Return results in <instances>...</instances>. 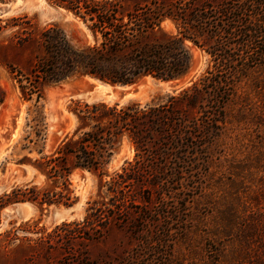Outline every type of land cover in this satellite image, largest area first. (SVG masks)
<instances>
[{
    "label": "trees",
    "instance_id": "1",
    "mask_svg": "<svg viewBox=\"0 0 264 264\" xmlns=\"http://www.w3.org/2000/svg\"><path fill=\"white\" fill-rule=\"evenodd\" d=\"M45 1L81 21L93 42L74 45L59 26L36 28L26 14L0 18V33L11 31L1 47L15 52L4 64L19 98L34 106L22 149L35 151L39 159L18 164H30L44 177L42 187L25 184L0 195V211L17 202L39 209L70 206L77 199L71 175L87 171L98 177L99 191L87 203L83 221L61 223L68 229L66 245L76 238H100L113 224L126 229L137 244L118 264H170L175 244L192 231L194 219L184 198L180 207L170 206L167 199L183 194L184 174L197 169L207 146L229 123L227 108L239 82L264 66V0ZM168 21L174 33L164 27ZM188 44L213 63L197 81L158 103L72 102L73 132L50 154L43 152L46 124L39 103L45 85L86 77L111 85H132L144 77L182 80L192 64ZM25 56L27 74L16 66ZM4 99L0 90V105ZM123 138L134 148V158L109 174L106 167ZM213 230L203 235L210 242L204 250L210 264H224L222 238ZM89 260L82 253L60 264H92ZM233 260L225 264H246Z\"/></svg>",
    "mask_w": 264,
    "mask_h": 264
},
{
    "label": "rangeland",
    "instance_id": "2",
    "mask_svg": "<svg viewBox=\"0 0 264 264\" xmlns=\"http://www.w3.org/2000/svg\"><path fill=\"white\" fill-rule=\"evenodd\" d=\"M14 2L12 11L0 18L26 14L32 18L36 28L55 24L64 30L74 45L92 44L90 32L70 13L54 9L45 0ZM164 27L175 32L169 21ZM10 33V30L0 33V57L4 55L0 58V90L5 94L0 105V183L7 186L5 192L25 184L44 185V177L33 166L18 164L21 159L38 160L39 155L22 149L25 143L23 137L29 130L28 114L34 106L19 98L17 83L4 64L5 61L10 62L5 60L6 57L15 55L12 49L1 47L7 44L6 37ZM188 46L192 64L182 80L161 81L144 77L132 86L118 88L119 85L86 77L45 85L39 103L46 124L43 152L50 154L67 134L73 132L75 117L71 113L72 102L158 103L164 101L167 95L176 94L197 81L208 68H212L213 63L203 50L191 44ZM16 66L27 74L28 57L25 56L20 64L16 62ZM99 89H120V93L131 92L132 95L121 102L107 101L98 93ZM78 93H88V96H75ZM52 114L55 116L53 122L49 120ZM227 119L229 123L218 140L207 146L205 158L199 161L197 169L191 175L184 174L181 179L183 194L173 193L167 199L170 206L180 207L184 198L186 208L194 219L192 231L185 232L182 240L175 244L170 264H210L208 253L204 250L205 244L210 242L203 235L208 231L214 233L213 229H217L218 239L222 238L220 241L226 256L220 259L224 264L225 260L233 259H241L246 264H264V66L254 69L249 77L239 82L235 101L227 108ZM14 121L16 128L13 131ZM133 158L134 148L123 138L106 167L107 173L119 170L125 161H132ZM24 168L27 170L25 176L21 175ZM71 183L77 199L82 198L81 209L75 218L54 221L50 213L54 206L39 209L34 205L33 215L24 220L8 213L7 206L0 211V264H60L71 255L82 253L89 254L92 264H118L120 258L131 256L137 247L136 241L126 229L113 224L100 238H76L66 245L68 229L61 227V223L83 221L87 203L93 201L99 191L98 177L87 171H75L71 175ZM102 192L105 190L102 189Z\"/></svg>",
    "mask_w": 264,
    "mask_h": 264
},
{
    "label": "water",
    "instance_id": "3",
    "mask_svg": "<svg viewBox=\"0 0 264 264\" xmlns=\"http://www.w3.org/2000/svg\"><path fill=\"white\" fill-rule=\"evenodd\" d=\"M14 1L15 0H6L5 2H0V17L4 16V15H6L12 11L13 6L15 5ZM91 79H94V78H91ZM95 80L102 82L98 79H95ZM102 83H105V82H102ZM115 85H121V84H115ZM132 85H134V84H132ZM132 85H121V86H132ZM98 93H100V92L98 91ZM130 94H132V93L131 92L120 93V91H119L117 99L124 100L125 98L129 97ZM100 95H102L103 98H105V99H110L109 97L111 96V93H104V94L102 93ZM75 96H77V97L80 96V97L86 98L88 96V93H78ZM49 120L51 122H53L55 120V116L49 115ZM15 128H16V121H14V123H13V131L15 130ZM11 135H12V132H11L10 136ZM26 173H27V170L24 168L21 175L25 176ZM18 175H20V173ZM6 190H7V186L1 182L0 183V193L5 192ZM19 203H21V205H22L23 203H26V202L13 203L11 206H7L6 208H10L11 209L10 213L13 214L14 216H17V215L23 216L22 215L23 209L21 210V205L19 207L17 206V204H19ZM81 206H82V198H79V199H76V201L73 202L70 206H67V207L54 206V209L62 211L65 214V216L67 217V218H64L63 220H67L69 218H75L78 215V213L81 209ZM50 213L52 216V213H54V211H50Z\"/></svg>",
    "mask_w": 264,
    "mask_h": 264
},
{
    "label": "bare ground",
    "instance_id": "4",
    "mask_svg": "<svg viewBox=\"0 0 264 264\" xmlns=\"http://www.w3.org/2000/svg\"><path fill=\"white\" fill-rule=\"evenodd\" d=\"M102 83V82H101ZM118 88H122V86H117ZM119 91H120V89H116V90H111V89H108V90H100L99 89V92H100V94H104V93H111V96L109 97L110 99H105V100H107V101H119V102H121V101H123V100H119V99H117V96H118V93H119ZM132 94H130L129 96H131ZM78 97H80V96H78ZM53 115V114H52ZM54 116V115H53ZM21 205V203H19V204H17V206L19 207ZM51 211H54V213H52V219L54 220V221H62L64 218H67L66 216H65V214L62 212V211H60V210H56V209H52ZM11 212V209L10 208H8V213H10ZM30 212L28 211V210H25V211H23V213H22V215L23 216H27L28 214H29ZM69 219H72V218H69Z\"/></svg>",
    "mask_w": 264,
    "mask_h": 264
},
{
    "label": "crops",
    "instance_id": "5",
    "mask_svg": "<svg viewBox=\"0 0 264 264\" xmlns=\"http://www.w3.org/2000/svg\"><path fill=\"white\" fill-rule=\"evenodd\" d=\"M6 209V208H5ZM23 209V211L25 210H28L30 213L27 215V216H15L16 219H19V220H24V219H27L29 218L30 216L33 215L34 213V204L32 203H29V202H26V203H23L21 205V210ZM6 212V211H5Z\"/></svg>",
    "mask_w": 264,
    "mask_h": 264
}]
</instances>
